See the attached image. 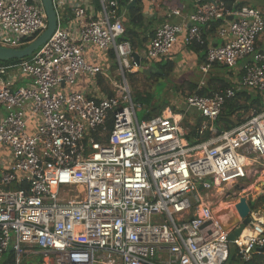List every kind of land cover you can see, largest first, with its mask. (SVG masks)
Returning <instances> with one entry per match:
<instances>
[{"label":"built area","instance_id":"built-area-1","mask_svg":"<svg viewBox=\"0 0 264 264\" xmlns=\"http://www.w3.org/2000/svg\"><path fill=\"white\" fill-rule=\"evenodd\" d=\"M52 6L50 39L29 58L0 63V257L11 253L12 264L36 254L48 264H230L233 253V264H256L255 256H264L262 208L250 210L249 223L229 242L235 227L223 231L213 206L236 199L234 208L250 193L242 184L263 173L262 13L200 1L187 26H159L141 61L167 59L182 36L185 47L206 44L199 89L214 66L237 68L240 78L210 96L186 95L179 112L166 108L139 122L126 81L137 67L121 41L119 1ZM214 25L221 43L211 45L202 33ZM46 26L42 0H0V47L22 49ZM91 50L114 56L121 82L112 96L69 89L83 76L96 85L106 76L87 62ZM238 92L260 97L263 107L219 133L213 123ZM191 113L202 119L196 143L182 127Z\"/></svg>","mask_w":264,"mask_h":264},{"label":"trees","instance_id":"trees-1","mask_svg":"<svg viewBox=\"0 0 264 264\" xmlns=\"http://www.w3.org/2000/svg\"><path fill=\"white\" fill-rule=\"evenodd\" d=\"M120 3V6H124L123 0H118ZM225 5L228 8H231L233 5V2L230 0H224ZM140 3L137 2L134 6L128 8L126 7V12H127V24L125 25V33L123 38L121 39L122 42H126L130 45V48L132 51H137L142 49V43L144 41L141 40L140 42V48L136 47L135 40H138L139 34L137 33L136 30H140L141 26L143 24V14L141 12V9L139 8ZM244 5L242 3L235 5V8H241ZM217 25H214L211 30L208 32H205L203 30L202 37L205 40L206 35H214L215 34V28ZM190 47V50L193 53H196L199 55V62L201 64L204 63L205 61V51H206V44L203 46L197 45V44H192ZM108 57L111 60H114L113 54H109ZM13 62V61H11ZM10 62V63H11ZM9 63V62H8ZM147 66V65H145ZM176 67L175 62L164 59L160 60L157 62H152V65L148 67V69H151L152 72L150 74H145L143 73L142 75L145 76L146 78H155L157 81L161 79H167L169 76L173 73L174 69ZM213 68H218V69H226L222 66H214ZM229 70V69H226ZM232 71V70H231ZM158 72V74L156 73ZM137 75H140V73L136 72L133 74H126V78H129L130 82H133V78ZM98 85L102 86V82L100 77H98ZM230 86L227 85V83L224 82L223 79H220L218 77H209V79L206 82V85L201 88L200 90H197L196 85H191L189 86L190 93H196L199 96H210L213 92H215L217 89H227ZM102 91L106 93L108 96H112V93L109 92V90L106 87H102ZM131 94V93H130ZM132 102L134 104L135 101L132 98ZM147 100V106L150 108V111L148 110L146 113V117L144 119H150L152 117L160 115L164 110H165V103L160 106H154L153 100L151 96L146 97ZM263 101L260 97H254L251 95H248L246 92H238L236 93L235 97L232 100H228L225 102L224 108L218 117V119L213 123L214 128L217 130V132H223V131H228L233 129L234 127L240 125L245 121L246 116L250 113V111L257 110L259 111L260 108L263 107ZM184 121V120H183ZM202 122L201 118H196V123L195 126L191 129V131L188 133L187 138L191 143H196L197 136H196V129ZM183 124V123H182ZM111 125H108V129H110ZM250 210L253 209H258V208H263L264 209V195L257 198L255 201H252L249 198V195L246 196ZM7 260L4 262V264H12L13 257L11 253L7 254ZM236 262V258L233 253H231L229 263L233 264ZM254 262L256 264H264V256L259 255L255 256Z\"/></svg>","mask_w":264,"mask_h":264},{"label":"rangeland","instance_id":"rangeland-1","mask_svg":"<svg viewBox=\"0 0 264 264\" xmlns=\"http://www.w3.org/2000/svg\"><path fill=\"white\" fill-rule=\"evenodd\" d=\"M244 2L245 6H248L250 8L254 7H259L258 3L264 4V0H241ZM139 8L141 9V5H139ZM62 17V16H61ZM128 18V17H127ZM219 41V39H218ZM221 42L219 41V44ZM145 45V44H144ZM141 51V50H139ZM101 55V54H100ZM100 69H109V75L111 78H113L114 84H119L121 82L120 78L118 77V70L116 66V62L114 60H111L107 56L106 60V65L101 64L100 62L98 63ZM147 65V66H145ZM149 63H145L142 60L141 63V68L148 69ZM137 69L132 71L131 74L136 73ZM236 73L231 70H226V69H218V68H213L209 75L207 76L206 81L209 79V77H218L223 80H234L236 77ZM143 73H140V75H137L133 78V82L131 83L129 78H126L127 85L129 88V91L132 95V98L134 99L135 103L139 108H137L136 113H137V118L139 122H142L144 118L146 117V113L150 108L147 106V96H151L153 100L154 106H160L165 105V109L169 108L172 112H179L182 108H184V98L186 95L190 94L189 86L191 84H198L199 81V76L196 75V77L191 78L190 75H186V71H180V69L176 68L174 69L173 73L169 76L167 79H161V80H156L155 78H146L145 76L142 75ZM234 76V78H233ZM109 84V83H108ZM94 86L97 88V85L95 82H92L90 86ZM89 86V87H90ZM111 86V83L109 85ZM89 97H93L91 94ZM248 116V115H247ZM246 116V117H247ZM196 116L191 113L188 115L187 119L183 121L182 127L183 129L189 133L191 129L195 126L196 123ZM261 170L263 171L260 172L256 177H250L244 184H242L241 187H246L245 192H248L247 189L249 188L250 193H247V196L249 195V198L252 201H255L257 198L261 197L264 195V167L260 166ZM240 187V189H241ZM239 190H235L236 193L237 191L240 193ZM214 198L215 194L212 193ZM211 194V195H212ZM243 194V193H240ZM217 196V195H216ZM209 198H211L209 196ZM214 200V199H213ZM236 199H224L222 200V203H230L229 205H226L228 207L224 208H231L233 203L235 202ZM219 201V199H218ZM219 208V204H216L214 201V206L213 209ZM224 210V209H222ZM264 211V209L262 208ZM219 212V211H217ZM229 218L230 215L228 216ZM8 255H4L0 257V264H4V262L7 260ZM22 264H48V260L44 258L41 255H29L26 257L25 260H23Z\"/></svg>","mask_w":264,"mask_h":264},{"label":"crops","instance_id":"crops-1","mask_svg":"<svg viewBox=\"0 0 264 264\" xmlns=\"http://www.w3.org/2000/svg\"><path fill=\"white\" fill-rule=\"evenodd\" d=\"M200 1H212V0H158L155 4L150 5V4H146V3H140L141 5V12L143 14V24L141 26L140 30H136L137 33L139 34L138 36V40H135L136 43V47H138V49L141 47L140 46V42L141 40L144 41L141 45H142V49L141 51L137 50L134 53L138 54L139 57H143L144 51H145V47L147 46L150 38L152 37V35L154 34L155 30L161 26L162 24L168 23V24H172V25H177V26H182L185 25L187 26L186 20L188 18V16L192 13H194V11L196 10V8L198 7V4L200 3ZM233 2V5H237L242 3L244 5V2L241 0H230ZM232 5V6H233ZM258 5H260L259 7H254V9L259 10L262 15L264 16V4L262 3H258ZM243 7H248V6H243ZM126 7L125 6H120V12H122L123 14V23L124 26L127 24L128 20H127V12H126ZM173 12L178 13V16L176 15H172ZM205 41L206 43H210L211 45H216L219 44V41L217 39V37L214 35H206L205 36ZM145 44V45H144ZM258 45L260 48L264 49V37H261ZM101 54V55H100ZM206 54V51H205ZM109 54H105V53H100L97 52L95 50H91L87 53L86 55V59L87 62L91 65L94 66H99L98 63L100 62L101 64H105L106 65V60H107V56ZM168 60H171L173 62H175L176 64V68L180 69V71H186V75H190L191 78L196 77V75L199 76V81L201 80V74H200V70L199 67L202 65L199 62V55L196 53H193L190 50V47H185L183 44V38L182 36H180L178 43L175 44V46L173 47V49L171 50L168 58ZM142 63V61H141ZM152 64L149 65V67ZM107 69V68H105ZM213 69V68H212ZM108 72L106 73L105 77L99 76L102 82V86L97 85V88H95L94 86L92 87V85L90 86V84H92L91 80L85 76L79 78L76 82V84L72 87L69 88L70 90L74 91V92H78V93H82L86 96L91 95H97V96H108L106 93H104L102 91V87H106L109 92L112 93V85L114 83L113 82V78L110 77L109 75V69H107ZM236 73V77L234 80H224L225 83H227V85H231V83L234 81H238L240 78V71L236 68L234 70H232ZM209 75V74H208ZM234 78V76H233ZM98 80V78H97ZM111 83V86H106L109 85ZM20 84H24L23 82L18 83V85ZM17 85V86H18ZM191 85H196L197 90H200L198 88V84H191ZM190 85V86H191ZM90 86V87H89ZM191 94V93H190ZM1 117L4 116V113L2 112Z\"/></svg>","mask_w":264,"mask_h":264},{"label":"water","instance_id":"water-1","mask_svg":"<svg viewBox=\"0 0 264 264\" xmlns=\"http://www.w3.org/2000/svg\"><path fill=\"white\" fill-rule=\"evenodd\" d=\"M42 5L47 21L45 31L33 42H31L29 45L22 49H8L0 47V63H7L11 61H18L25 58H29L50 39L56 29V14L52 6V0H42ZM134 5L135 3H132L127 7L130 8ZM131 58L137 67L138 73L150 74L152 72L151 69L141 68V60L138 54L133 52ZM156 73L158 74V72ZM249 212L250 207L246 197L240 198L238 200V203L235 204L234 208H222L221 206H219V208L213 209L214 218L216 219L223 231H230L232 228L235 227L234 230L229 233V242H232L234 239H236L245 229V227L249 223ZM229 215L231 218L228 217ZM259 252L264 254V248L260 249Z\"/></svg>","mask_w":264,"mask_h":264},{"label":"bare ground","instance_id":"bare-ground-1","mask_svg":"<svg viewBox=\"0 0 264 264\" xmlns=\"http://www.w3.org/2000/svg\"><path fill=\"white\" fill-rule=\"evenodd\" d=\"M221 207L223 208V207H225L224 205H221Z\"/></svg>","mask_w":264,"mask_h":264}]
</instances>
